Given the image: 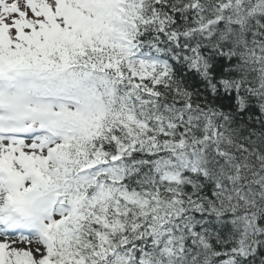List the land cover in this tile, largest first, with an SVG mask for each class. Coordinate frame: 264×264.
Listing matches in <instances>:
<instances>
[{
	"label": "snow or ice",
	"instance_id": "obj_1",
	"mask_svg": "<svg viewBox=\"0 0 264 264\" xmlns=\"http://www.w3.org/2000/svg\"><path fill=\"white\" fill-rule=\"evenodd\" d=\"M0 264H264V0H0Z\"/></svg>",
	"mask_w": 264,
	"mask_h": 264
}]
</instances>
